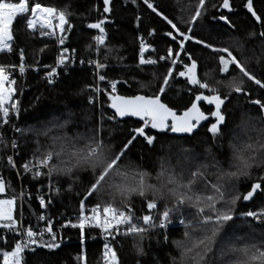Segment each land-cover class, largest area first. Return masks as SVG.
Returning <instances> with one entry per match:
<instances>
[{
  "label": "snow or ice",
  "instance_id": "6c2138e0",
  "mask_svg": "<svg viewBox=\"0 0 264 264\" xmlns=\"http://www.w3.org/2000/svg\"><path fill=\"white\" fill-rule=\"evenodd\" d=\"M131 3L136 4L137 0H131ZM142 4L169 26L164 35L172 43L166 47L165 54L153 58L154 46L147 43L143 36L137 37L139 46L135 68L143 73L147 66L164 62L166 70L160 75L153 72L147 82L137 81L135 75L131 76V81L137 83L141 91L126 95L118 91V85L129 84L130 80L109 76V72L114 70L109 63L110 56L118 68L129 67L124 63L125 58L118 55L119 49L107 43L109 33L105 24L110 22L109 17L85 25L89 30H97L90 38L87 46L90 55L85 59L77 55L76 48L66 45L74 29L68 6L57 8L42 5L36 0H0V53L11 54L14 51L20 31H14V24L17 23L23 25L22 31L29 38L34 39L38 34L40 38H54L58 45L54 65H40L39 61L35 65L27 64L23 47L16 49L19 65H0V128L12 124L13 118H18L21 111L13 73L18 70L23 76L30 67L34 70L39 67L46 69L42 79L48 86H53L59 76L58 69L67 71L70 64H87L93 76V83L87 85L91 93L88 104L95 109L94 117H84L91 122L86 132L70 131V126L74 124L71 113L67 119L49 122L41 129H23L12 124L15 133L34 135L37 147L31 158L20 164L13 155H7V166L17 169L18 177L30 175L34 180H46L48 195L34 197L39 208L44 210L33 213L36 225L31 220L25 222L23 218L22 205L30 203V192L22 189L16 193L12 189V195L0 198V230L12 234L11 241L7 235H0V244L10 248H0V264H30L29 256L39 258L43 250L51 253L61 247L59 241L63 237L57 230L58 221L48 212L55 202L54 197L73 192L75 186L82 182L81 174H86L88 179L84 187L76 192L80 197L77 218L75 221L65 220L58 227L59 230L78 229L81 246L85 242L86 228L98 229L104 240L102 264H121L115 246L120 243L121 237L130 240L136 264H140V257L148 254L144 242L156 232L166 243L168 237L161 230L168 229L174 220H178L185 231L184 239L174 242L179 248V257L172 258L173 264H264V231L259 237L252 235L240 243L230 241L227 247L218 241L222 232L233 227L237 215L264 225V207L236 212L241 200L248 202L254 201L257 196L264 197V97L252 99L250 90L246 88V83L252 82L264 90V78H258L249 71L245 62L247 58H239L232 48L217 46L192 34L193 25L207 11V0H196L194 11L184 21L187 25L184 30L165 14L155 0H142ZM243 6L251 14L255 25L260 26L258 32L250 31L247 36L258 37L264 47V16L254 9L253 0H246ZM212 7L217 8V5ZM219 9L231 12L230 0H221ZM112 11L113 0H103V13ZM135 19L139 22L141 17L136 16ZM212 19L223 21L229 28L235 29V24L223 12ZM155 32V29H150L148 36L155 35ZM189 43L198 48L190 49ZM243 48L244 44L238 41L235 50L240 51L241 56ZM46 49L48 45L44 44L39 52L44 53ZM201 49L207 50L210 56L198 55ZM209 58L216 61L219 73L226 74L223 79L210 82L208 72L204 73V78L201 77V61ZM260 62L261 58L257 57L256 63L259 65ZM179 78L188 86L189 95L194 97L182 110L166 100L169 92L180 83ZM222 88L226 91L222 92ZM149 91L151 94H148ZM232 93L242 94L249 104L258 106V114L244 122L243 139L229 129L227 103ZM100 97L106 99L101 102ZM202 102L214 105V109L206 114L201 109ZM209 116L213 121L207 126V133L214 144L230 136L226 167L210 148H205L209 158L203 161L190 149L181 148L183 161L193 164L187 169L180 157H177L176 164L171 163L172 153L158 157L160 163L155 174L132 162L131 149L138 139L149 147L158 143V136L149 134V130L159 134H186L191 138L201 122L209 120ZM126 118H136L137 124L128 129L125 139L117 145L110 128L113 125L122 128ZM40 137L44 138L43 144ZM0 144L7 147L3 133H0ZM10 145L12 149H18L15 139L10 141ZM217 146L223 147L222 144ZM241 180L251 181L244 192L237 187ZM61 182L67 187H61ZM9 189L11 185L0 176V194ZM93 197H96V203L87 207V202ZM137 199L141 204L139 210L135 206ZM18 201L21 206L19 212ZM188 216L191 219H187ZM78 260L79 264H87L83 250Z\"/></svg>",
  "mask_w": 264,
  "mask_h": 264
},
{
  "label": "trees",
  "instance_id": "16d2710c",
  "mask_svg": "<svg viewBox=\"0 0 264 264\" xmlns=\"http://www.w3.org/2000/svg\"><path fill=\"white\" fill-rule=\"evenodd\" d=\"M42 5L56 6L62 8L68 6L72 13L70 22L74 25L73 31L69 34L70 40H66V45L77 49V55L87 59L90 55L88 45L90 38L96 34L97 30H89L85 25L89 22H96L103 19L105 16L109 17V21L105 24L106 30L109 33V40L107 43L119 49L118 55L125 58L124 63L128 68H118L116 62L109 57V63L113 65V71L109 72L110 77H120L129 79V84L118 85V91L121 94L132 95L136 94L139 89L138 84L132 82L130 77L135 75L137 81L147 82L151 78V74L155 72L157 75L165 72L166 65L161 63L157 66H147L146 71L141 73L135 68V58L138 52L139 40L137 37L143 36L145 40L152 44L155 48L153 54L155 56L165 54L166 47L171 44V40L164 35L169 30V26L156 17L155 14L147 10L142 4V0H137L136 4H132L131 0H113V11L111 13H103V0H36ZM160 5L161 9L169 18L182 28L186 29L187 21L190 14L194 11L196 0H155ZM221 0H207V11L199 18L193 25L192 34L197 38L207 40L217 46L229 47L234 50V54L239 58H247L245 61L248 65L249 71L257 75L258 78H264V47L261 46L260 39L249 38L247 33L250 31H259L260 26L255 25L251 14L244 8L246 0H230L232 4V11L228 12L225 9H219L218 5ZM216 4L217 8L212 5ZM254 9L261 16H264V0H253ZM223 12L228 15L235 24V29L229 28L223 21L212 19L213 16H219ZM140 16L141 20L136 21L135 17ZM182 18V19H181ZM139 23V27L137 24ZM22 24H14V31L20 30L17 41L14 45V51L11 54H0V65H19V57L16 49L23 47L25 49L26 63L35 65L39 61L40 65H54V58L58 48L54 38H40L37 34L36 38H29L26 33L22 31ZM150 29H155V35L148 36ZM244 44L242 49L243 55L240 51L235 50L237 42ZM48 45V49L44 53H40L39 49L44 45ZM188 47L198 48L194 43H189ZM115 55V53H114ZM198 55L210 56L207 50H199ZM260 57L261 62L258 65L256 58ZM46 69L29 70L26 78L18 77L17 79V98L20 101V114L18 118H13L12 124L23 129L36 128L41 129L49 125V122H54L59 119L63 121L68 118L69 113L72 114L74 124L70 126V131L86 132L87 128L91 126V122L86 121L84 117L90 115L94 117L95 109L88 104V97L91 94L87 85L93 83L92 69L79 63L70 64L67 71L59 69V76L53 86H48L42 79ZM208 72V79L211 81L215 79H223L225 75L218 72V67L214 59L202 60L199 68V73L204 78V73ZM176 84L172 91L169 92L166 100L173 106L182 110L183 106L189 103L191 97L187 92V87L183 83ZM239 79V78H237ZM246 88L251 92V98L264 97V90L259 89L257 85L252 82L246 83ZM226 91V89H221ZM179 92V95L177 93ZM148 94H151L149 91ZM207 94V93H205ZM39 97V99H37ZM106 98L101 97V102ZM201 108L208 114L214 109V105H208L206 102L201 103ZM258 114V106L251 105L242 94H231L230 102L227 103V119L229 129L235 131L239 138H244V122L249 117H255ZM213 118L209 116V120L205 121L199 127L194 137H188L186 134H159L155 130H149V134L158 136V143L155 147H149L142 139L134 142L131 149V160L134 164L140 165L148 171L155 174L160 161L158 157L167 156L172 153L171 163L176 164L177 157H180L183 166L187 169L193 166L192 163L183 161L180 156V149L187 148L197 155L198 159L203 161L208 157L205 148H210L223 166H227V158L230 155L227 136L222 141H217L215 144L207 133V126ZM12 124L2 127L1 131L5 136V147L0 144V176H3L5 181L11 185L5 194L0 197H7L13 194L12 189L17 193V178L15 172L7 166L6 156L12 151L10 141L11 133L13 132ZM136 118L125 119L123 127L111 126L110 130L113 132V140L117 145L122 142L128 134V129L136 126ZM258 126V125H257ZM250 135L255 133L249 132ZM18 139V160L23 161L31 158V154L36 149V137L32 134L21 136L14 132ZM107 136V131H105ZM40 143H44V138L40 137ZM222 144L220 148L217 145ZM163 145V148H161ZM82 182L75 186L73 192H64L61 196L54 197V206L50 207L49 212H57L69 218L76 219L78 214V202L80 197L76 192L80 191L86 183L88 177L86 174H81ZM36 182V181H35ZM41 182L40 181H37ZM34 185L36 183L31 182ZM251 181L241 180L237 187L241 192L246 190ZM32 184V186H33ZM61 187L66 188V183L61 182ZM96 203V197L91 198L87 204ZM30 216L35 217L33 213L43 211L39 208L38 203L34 200L31 205H26ZM135 206L139 210L141 204L139 199L135 201ZM259 207H264V197L257 196V198L245 204L242 200L236 208V212H246L249 210H258ZM187 219H191L190 216ZM178 221V220H177ZM234 225L222 232L218 237L221 245L227 247L228 242L240 243L247 240L254 235L259 237L264 231V225L253 221L251 218H243L239 215L234 217ZM185 228L183 225L175 227L169 232L167 242H163V237L157 235L156 232L144 242V249L148 253L147 256L140 257V264H173V257H179V248L174 242L182 241L184 239L183 233ZM163 232V231H162ZM63 237L61 247L49 253L43 250L39 258L29 256L30 264H79V254L83 250L87 264H102V241L100 239V232L97 229L86 231L85 242L81 246L79 242V232L76 230L67 229L60 235ZM48 239V237H45ZM130 240L123 237L120 238V243L116 244L118 254L121 259V264H136V256L130 248ZM123 245V247H121ZM0 248H5L0 244ZM219 256V252H217ZM1 259V256H0ZM223 260V258H221Z\"/></svg>",
  "mask_w": 264,
  "mask_h": 264
},
{
  "label": "built area",
  "instance_id": "2783aa9c",
  "mask_svg": "<svg viewBox=\"0 0 264 264\" xmlns=\"http://www.w3.org/2000/svg\"><path fill=\"white\" fill-rule=\"evenodd\" d=\"M151 55L153 56V58L156 57L153 54V52L151 53ZM161 63H164V62H160L159 64H161ZM69 67H70V65H69ZM41 68L42 67H39L38 70L41 69ZM30 69H32V68L31 67L28 68L23 76H21L19 74L18 70L13 73V78L16 80V85H15L16 89H17V79H18V77H22V78L25 79ZM58 72H59V69H58ZM16 95H17V92H16ZM99 99H101V97ZM13 139H15L18 142L17 137L14 135V130L11 133V141ZM9 155H13L14 159L17 161V164H20V163H22L24 161V160L23 161H19L18 160V150L17 149H12V151H11V153ZM12 170L15 172L16 178H17V188H18L17 189V193H19L23 189L26 193L30 192L31 193V197H32L31 200H30V203L26 202V203H23V205H22V209H23V212H24V217H23L24 221L27 222V221L31 220V223L36 225L37 224L36 218L33 217V216H30V213H29L28 208H27L26 205H31L34 200L38 203V201L36 199H34V197L37 196V195H48V191H47V187H46L47 181L46 180H41V182L37 183V181H40V180H34V179L31 178L30 175H24L22 177H18L17 176V169H12ZM31 182H34L36 184L34 185ZM32 184H33V186H32ZM52 206H54V204ZM86 206L90 207L91 204H87ZM20 207H21L20 206V202L18 201V208H17L18 212L20 211ZM43 211H41V212H43ZM38 213H40V212H38ZM38 213H36V214H38ZM48 214L52 215L54 217V219L56 221H58L57 230L59 232V235H62L65 232V230H67V229L78 231V229H72V228H66V229H63V230H59V227H58L59 223H63L65 220L75 221L76 219L69 218V217H67L65 215H61L60 213H57V212H48ZM40 224H42V222H40ZM179 225H180L179 221L174 220L173 223L169 226L168 229L161 230V231H163L167 235V237H169V232L172 231L175 227H177ZM88 230H93V229H87L86 228L85 232L88 231ZM0 235H7V238H8L9 241H11V239H12V234L11 233H4L2 230H0ZM45 237H47V236H45ZM100 239L102 241V246H103L104 240H103V237L101 235H100ZM4 250H10V248H4ZM0 260H2V256H1Z\"/></svg>",
  "mask_w": 264,
  "mask_h": 264
},
{
  "label": "water",
  "instance_id": "95a60500",
  "mask_svg": "<svg viewBox=\"0 0 264 264\" xmlns=\"http://www.w3.org/2000/svg\"><path fill=\"white\" fill-rule=\"evenodd\" d=\"M222 74V73H221ZM222 75H226V74H222ZM202 109V108H201ZM202 111H203V109H202ZM126 119H130V118H126ZM205 121H202L201 122V124H203ZM179 135H184V134H179ZM257 198V197H256ZM255 198V199H256ZM243 203H245V204H249V203H251V202H253V201H248V202H244V201H242Z\"/></svg>",
  "mask_w": 264,
  "mask_h": 264
},
{
  "label": "rangeland",
  "instance_id": "374dc122",
  "mask_svg": "<svg viewBox=\"0 0 264 264\" xmlns=\"http://www.w3.org/2000/svg\"><path fill=\"white\" fill-rule=\"evenodd\" d=\"M237 78H239V77H237ZM16 98H17V96H16ZM18 99V98H17ZM19 100V99H18ZM20 102V101H19ZM0 133H3L2 131H1V128H0ZM1 195V194H0ZM0 198H6V197H0Z\"/></svg>",
  "mask_w": 264,
  "mask_h": 264
}]
</instances>
